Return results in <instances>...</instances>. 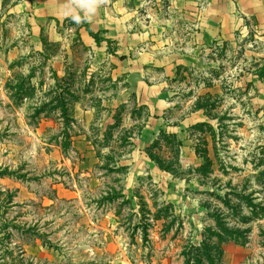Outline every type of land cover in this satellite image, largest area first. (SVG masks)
Segmentation results:
<instances>
[{
    "label": "crops",
    "instance_id": "obj_1",
    "mask_svg": "<svg viewBox=\"0 0 264 264\" xmlns=\"http://www.w3.org/2000/svg\"><path fill=\"white\" fill-rule=\"evenodd\" d=\"M5 1L0 0V5ZM12 2L26 32L17 54H36L52 62L55 87L80 79L92 88L85 91L87 95H83L82 84L68 89L80 97L71 122L62 131L67 132L69 144L64 148L62 143L58 150L62 161L69 150L75 159L59 167L68 181L52 186L56 201L69 203L78 211V226L86 224L80 232L98 242L90 255L104 257L99 264H183L184 244L197 248L202 243L204 217L194 195L205 188L198 178L188 181L161 170L150 158L151 146L159 141L160 131L175 135L182 143L179 171H200L204 160L193 134L203 127L216 130L217 107L196 105L202 95L213 93L211 89L180 101L179 80L187 72L201 74L208 56L223 48L237 54L244 46L246 55L264 58V0ZM51 46L58 47L53 56L48 52ZM72 61L80 68L71 70ZM234 84L232 90L242 93L246 103H236L232 109L264 110V79L246 74ZM177 109L186 112L174 116ZM122 125L128 128L130 152L115 155L111 177L119 181L114 184L102 171L104 157L97 144ZM95 126L99 129L94 133L91 127ZM149 184L159 191V207H170L172 217L154 211L144 214L143 205H154L152 199H144L147 204H143L139 198ZM115 192L122 198H112ZM124 205L130 214L127 220L118 210ZM124 222L133 226L127 233L122 230ZM145 223L148 235L144 243L137 235L138 226ZM222 250L221 264H249L254 255L248 245L228 243Z\"/></svg>",
    "mask_w": 264,
    "mask_h": 264
},
{
    "label": "rangeland",
    "instance_id": "obj_2",
    "mask_svg": "<svg viewBox=\"0 0 264 264\" xmlns=\"http://www.w3.org/2000/svg\"><path fill=\"white\" fill-rule=\"evenodd\" d=\"M14 5L12 0L0 5V264H99L104 257L90 255V249L98 242L80 232L86 229V224L78 226L76 208L54 198L52 186L68 181L59 167L68 166L75 159L68 149L62 161L58 150L69 140L67 132H62L67 128L60 125L68 117L63 118L57 103L59 91L52 80V62L36 54H17L25 43L26 32ZM57 50V46L49 47V55L57 54ZM246 53L244 46L237 54L227 48L213 51L205 72H187L179 80L176 91L180 101L196 97L200 90L211 89L213 93L202 95L196 105L217 107L216 130L203 127L193 134L197 152L206 159L201 171L181 173L176 165V144L167 138L163 137L151 153L172 168L175 176L188 181L199 179L205 191L194 196L201 205L204 227L215 228L219 221L221 225L216 231L223 240L230 237L223 227L236 230L238 234L233 237L246 242L254 251L249 264H264V110L231 108L236 103H246L242 93L231 88L236 80L246 74L264 79V58ZM70 65L71 70L80 68L76 61ZM80 84V79H74L59 85L72 89ZM86 85L81 86L84 93L92 89ZM78 94H72L76 102ZM64 98L69 105L74 102L70 96ZM185 112L179 109L174 116H183ZM144 114L141 112L140 116ZM91 129L95 133L99 127ZM127 129V125L117 127L104 143L97 144L104 157L102 171L114 184L119 181L111 177L115 155L130 152ZM119 147L121 152L114 150ZM111 197L122 198L117 192ZM139 198L143 204H147L144 199L154 201L153 206H142L144 214L154 211L155 215L172 217L170 209L159 207V191L150 184ZM118 210L127 220L128 207L124 205ZM138 227L141 231L137 236L145 243L147 224ZM122 228L127 233L133 226L124 222ZM185 244L181 252L183 264H187L183 256ZM204 255L199 251L192 256L202 261Z\"/></svg>",
    "mask_w": 264,
    "mask_h": 264
},
{
    "label": "trees",
    "instance_id": "obj_3",
    "mask_svg": "<svg viewBox=\"0 0 264 264\" xmlns=\"http://www.w3.org/2000/svg\"><path fill=\"white\" fill-rule=\"evenodd\" d=\"M94 38L96 39V42L99 43L98 37L94 36ZM57 89L59 91V93L57 95L58 96L57 97L58 106H60V111L63 115V118L68 117V120H66L67 122L65 120H63V126L68 127L69 123L71 122V115H72L73 106H74L73 103H75L76 100L73 97L72 93L68 89H66L65 87L63 88L62 86H60L58 84ZM66 96H70L72 98V100L74 99L73 103L71 100V103H72L71 105H69V102L64 98ZM163 137L175 142L176 147H177L175 152L177 155L180 147L182 146L181 141L178 140L175 135H167L164 131H160L159 141ZM159 141L155 142L151 146V149L154 147H157L159 145ZM63 147L67 148V145L65 143H63ZM150 158L158 165V167L161 170L166 171V172H170L173 175L175 174V172L172 168H170L169 166H166L164 163H162L163 161L159 162L157 159L154 158V156L151 153H150ZM203 160L206 162L205 158H203ZM204 164H202V166L198 170L201 171ZM176 165H177V167H179L178 157L176 158ZM262 189L264 192V181L262 182ZM215 194H216V196H218L217 198H220L219 195H217L218 193H215ZM225 196L227 197V195H225ZM262 208H264V206H262ZM166 209H170V207H166ZM223 224L224 223H222V226H224ZM220 225L221 224L219 223V221H216L215 228H212V227H205L204 228V231L202 234V243L199 247L196 248V247H193L191 245H187L186 252L183 253V256L185 258V262H187V264H189V262L191 264H221V259H222V255H223V250H222L223 246H225L228 243H234V244L242 246V247L247 245L246 242L240 241V240L233 237V235L238 234V232L236 230L226 229L224 227H223V231H226L230 237H228L225 240L221 239L220 235L216 231ZM199 251H200V253L202 252L203 254H205L204 259H202V261H201V259H199V257H197V256L193 257L192 256L194 254H197Z\"/></svg>",
    "mask_w": 264,
    "mask_h": 264
}]
</instances>
